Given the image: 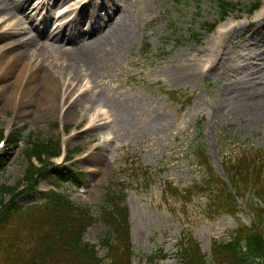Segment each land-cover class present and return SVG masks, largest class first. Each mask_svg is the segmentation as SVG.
<instances>
[{
  "label": "rangeland",
  "instance_id": "374dc122",
  "mask_svg": "<svg viewBox=\"0 0 264 264\" xmlns=\"http://www.w3.org/2000/svg\"><path fill=\"white\" fill-rule=\"evenodd\" d=\"M112 1L138 20L130 41L116 60L107 56L104 64L93 73L84 74L77 85L75 82L67 88L68 77L60 91L52 93L53 104L57 101L56 111L47 107L51 105L47 100L43 102L44 97L39 93L24 89V76H30L23 64L12 69L1 66L0 130L6 131L3 138L6 142L4 146L0 144V186H21L19 182L30 163L25 151L29 142L54 137L64 149L73 150L75 165L70 166L62 157L47 156L44 163L49 165L51 177L39 178L34 189L23 191L16 199L18 205L44 204L45 191L55 188L76 205L89 208L96 218L83 239L97 246L99 256L107 264V250L102 240L111 229L99 215L109 190L125 188L133 243L132 264H181L176 252L183 234L199 241L207 264H218L213 242L231 240L241 222L253 224L250 204L258 198L253 192L243 191L238 195L237 214L218 213L210 209V192L195 188L193 195L185 194L184 199L178 193L171 196L174 190L170 184L181 190L191 189L206 178L207 172L198 163L197 154L198 147H204L218 178L230 185L224 163L228 159L234 161L244 151L258 155L264 151V118L259 122L252 120L247 111L249 87L242 77L243 91L240 92L226 82L220 68L198 81L181 83L159 66L169 62L177 64L186 55L199 57L209 45L219 46L217 51L236 59L253 56V52L264 47L263 34L258 33L255 40L249 38L264 22V5L247 15L252 0H229L238 4L237 9L219 20L215 0ZM31 9L30 6L28 10ZM59 11L57 8L56 14ZM102 12L106 15V10ZM217 20L220 22L216 29L208 31L206 24ZM219 29L231 30L229 38L222 43L218 38ZM6 43L0 38V52ZM262 51L253 61L264 75ZM17 76L23 77L19 85L15 83ZM86 88L89 95L100 93L102 102L84 119L80 112L86 109L80 106L81 111L63 118V112ZM173 91L180 92V97L175 98ZM250 94L264 98V87ZM185 95H192V100L183 106ZM12 98L19 103L13 104ZM121 99L135 102L136 112L128 125H123L117 115ZM92 119L102 124L100 129L89 128L88 122ZM15 131L21 133L20 140L7 145L11 132ZM69 167L84 172V185L78 183L76 173ZM130 205H135L137 210L132 213ZM139 209L146 215L140 225ZM25 234L36 243L29 231ZM22 244L34 251L37 249L27 240Z\"/></svg>",
  "mask_w": 264,
  "mask_h": 264
},
{
  "label": "trees",
  "instance_id": "16d2710c",
  "mask_svg": "<svg viewBox=\"0 0 264 264\" xmlns=\"http://www.w3.org/2000/svg\"><path fill=\"white\" fill-rule=\"evenodd\" d=\"M264 3V0H252L248 14H253ZM220 20H224L237 9L238 4L229 0H216ZM218 21V20H217ZM217 21L206 24L208 31H213ZM174 97L181 93L174 91ZM192 100L185 95L183 106ZM0 137L2 133L0 131ZM21 138L16 131L10 137L8 145ZM60 141L54 137L39 142L31 140L25 149L29 158L36 157L43 163L45 155L59 153ZM198 163L207 172L206 178L196 182L191 189L181 190L173 187L171 195L184 199L193 195L195 188L202 192H210V209L216 212L225 211L232 214L239 212L237 196L243 191L253 192L258 200H253L250 208L255 216L253 224L241 222L233 238L227 242H213L214 255L218 264H264V151L259 155L244 151L235 159L225 163L230 185L218 178L211 165L209 154L204 147H198ZM80 183H85L84 173L71 168ZM48 164L37 168L30 164L19 186H0V264H104L105 259L99 256L96 245L83 242V235L96 218L89 208H81L67 196L51 189L45 192L46 200L42 205L23 207L16 199L27 189H34L39 178H49ZM58 184V180L56 181ZM123 189H111L101 208L99 217L110 227L111 232L103 239L107 249V264H131L133 251L130 240L129 211L124 205ZM9 198H6V197ZM29 231L36 243L25 234ZM27 240L31 246L24 247L22 241ZM181 264H207L206 255L200 243L189 234H183L179 250Z\"/></svg>",
  "mask_w": 264,
  "mask_h": 264
},
{
  "label": "bare ground",
  "instance_id": "6f19581e",
  "mask_svg": "<svg viewBox=\"0 0 264 264\" xmlns=\"http://www.w3.org/2000/svg\"><path fill=\"white\" fill-rule=\"evenodd\" d=\"M30 6L31 11L28 10ZM57 8L60 13L56 14ZM103 10H106V15H103ZM137 24L136 18L130 17L128 11L120 9L112 0H0V28L4 27L0 38L7 42L0 52V73L1 66L12 69L23 64L30 76H24V89L39 93L44 97L43 102L47 100L51 105L47 107L56 111L57 101L54 105L52 93L60 91L68 77L67 88L75 82L77 85L84 74H91L104 64L107 56L116 60L130 41ZM230 33V29L221 31L219 41L224 42ZM258 33L264 35V22L250 33L249 38L255 40ZM218 47L209 45L197 53L201 52L199 57L186 55L177 64L164 63L159 68L181 83L198 81L215 68H220L225 73L226 82L240 92L243 91L242 77L243 83L249 87L246 109L252 120L261 121L264 118V98L250 93L264 87V75L253 61L261 55L264 47L243 59L217 51ZM22 80V76H17L15 83L19 85ZM83 91L63 112V118L71 117L82 107L86 109L80 112L84 119L97 103L102 102L100 93L89 95V88ZM11 101L19 103L14 98ZM118 107L121 123L128 125L136 112L135 102L121 99ZM88 124L93 130L102 126L96 119L89 120ZM134 206L130 205L132 213L137 210ZM137 218L140 225L146 215L139 209Z\"/></svg>",
  "mask_w": 264,
  "mask_h": 264
}]
</instances>
